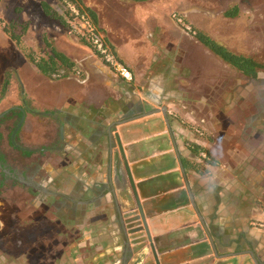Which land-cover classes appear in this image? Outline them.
I'll return each mask as SVG.
<instances>
[{
	"label": "crops",
	"instance_id": "0c3cea01",
	"mask_svg": "<svg viewBox=\"0 0 264 264\" xmlns=\"http://www.w3.org/2000/svg\"><path fill=\"white\" fill-rule=\"evenodd\" d=\"M119 1L109 18L102 7L97 14L132 80L96 50L74 49L70 36L58 45L46 33L43 47L47 37L74 65L61 78L44 74L27 55L35 51L27 37L65 28L41 17L39 0L16 2L15 11L24 8L9 20L11 0H0V23L31 21L21 43L2 23L0 49L14 42L51 90L30 114L45 119L36 125L47 133L22 147L33 152L29 164L8 172L0 153L5 176L20 174L31 194L32 215L21 221L30 243L11 264H264V68L235 74L232 87L230 74L215 73L218 61L231 65L174 18L195 17L196 5ZM258 2L264 14V0H239L236 14L247 17Z\"/></svg>",
	"mask_w": 264,
	"mask_h": 264
},
{
	"label": "rangeland",
	"instance_id": "374dc122",
	"mask_svg": "<svg viewBox=\"0 0 264 264\" xmlns=\"http://www.w3.org/2000/svg\"><path fill=\"white\" fill-rule=\"evenodd\" d=\"M75 1L85 10H90L89 12H94L97 15V26L99 29L102 28L105 32L106 30L98 18V9L102 7L108 17V12L111 7L113 8L112 3L115 4L116 8H120L119 6L122 5L119 0ZM186 1L196 5L198 13L195 17L193 16L190 18L174 16L182 32L203 31L209 33L211 32L212 34L214 33L213 36L217 38L219 42L221 41L220 43H228V45L232 47V50L235 52L244 51L251 56L264 60V14L258 15L257 12V9L263 6V4L261 5V2L251 6L248 5L250 13L246 14L247 17L242 18L237 14L234 16L227 14L228 10L235 7L238 8L237 2L239 0ZM16 2L20 3V0H11V2L7 5L9 9L5 15L8 20L11 17H13V19H15V17H20L19 13L24 7L22 8L19 6L15 11L14 4H16ZM43 2H46L56 8L58 12H60L59 14L66 18L65 20L66 22L68 21V23L64 24L59 19L48 16L44 11L42 5ZM23 3L25 2L23 1ZM38 4L42 10L41 17L46 19V17H43L46 15L47 17L60 22L66 32H58L55 27L54 30L50 32H36V30H33V32L29 33L27 41L33 43L32 45L35 48V52L39 55L44 54L42 41H39L43 33H46L51 40L53 39V36L58 37V45L63 44L62 41L66 36H70L71 40H76L75 42L79 43L74 46V49L76 48V50H78V46H80L82 50L86 49V51H90V48L91 50H95L87 36L75 31V26L76 24L78 25V20L74 18V24L71 23V17L67 13V9L69 8L68 5H63L61 0H39ZM103 13L104 12H102V14ZM27 22L30 25L31 21ZM0 26H3L2 23H0ZM243 28L245 29V32H247L246 46L241 44L239 40V32H244ZM54 40L56 41V39H53V41ZM240 45L243 47L240 48ZM16 46L17 45L14 42L7 41L5 46L0 49V117L3 112L11 107H15L20 111L25 109V113L23 114L0 121V153L5 156L4 167L8 172L14 171L13 169L17 170V168H22V166L29 164L31 161V157L25 155L22 152V149L17 147L30 148V144L33 145L31 142L32 137L35 139L37 144V141H39L37 137H43L47 133L46 129H41L39 127L40 125H36L41 119H34V121H32L34 118L32 116L34 115L30 114L34 113V111L38 109H36L37 106L45 107L48 104L46 98L51 94L50 88L45 84L46 79L39 74L40 72L33 65H31V62L26 57L25 53ZM136 47H138V44L132 49H135ZM218 62L219 65H215V73L230 74L232 77L229 84L233 87L238 82V76L235 74L240 73V71L232 66H228L222 61ZM14 72L18 74L17 76L19 77V80L14 79ZM6 81H8L7 85ZM215 83V85L219 84L216 86L217 89L223 87V81ZM4 87L6 88L5 92ZM10 88L11 92L9 90ZM59 88H62V86L59 85ZM7 90H9L8 93ZM32 93L33 95L34 93L38 95L41 102L38 101V104H33L32 98L30 97ZM36 99L37 98L35 97V100ZM44 120L45 119H42L41 122ZM18 125H20L21 130L14 136L13 141L12 134ZM38 127L41 130L37 129ZM19 175L20 174L18 173L15 174L16 178L11 180L13 178H7L3 173V169L0 167V257H5V262L2 258H0V263L5 264L13 263L14 259L17 258L16 254H18L22 245L24 243H30L31 238L30 233H27L28 235L24 237L21 228V221L32 215L30 205L31 194L28 190L23 189L30 187L24 182L21 183L18 177ZM28 227L29 229L31 228L30 225H28ZM34 251H36V248ZM28 260H31L30 256H28Z\"/></svg>",
	"mask_w": 264,
	"mask_h": 264
},
{
	"label": "trees",
	"instance_id": "16d2710c",
	"mask_svg": "<svg viewBox=\"0 0 264 264\" xmlns=\"http://www.w3.org/2000/svg\"><path fill=\"white\" fill-rule=\"evenodd\" d=\"M63 5L67 6L66 1L75 4L77 7H79L83 12L88 13L89 16H91L94 23L97 25V15L94 12H89L82 8L79 4L76 3L75 0H61ZM45 13L55 19H59L62 23L67 24L66 18L62 17L58 12V10L54 7H52L50 4L43 2L42 3ZM68 15L71 17V23L74 24L73 21L75 18V14L71 11L70 8L67 9ZM237 13V8H234L233 10L227 12L228 15H235ZM4 23V21H2ZM72 24V25H73ZM5 32H8L10 37L12 39L16 40L18 43L22 42V36L25 35V33L29 29V23L26 22H20L18 20H11L9 22H6L3 24ZM203 31H198L196 35L198 38L206 45L208 46L214 53L219 55L225 62L230 64L232 67L236 68L240 72L249 75V76H255L260 69L264 68V63L258 61L256 58H254L251 55H243V54H237L224 45L220 44L213 38H211L209 35L202 33ZM46 49V50H45ZM27 55L31 59L33 63L36 64V66L42 71L44 74L49 75L50 77H62L65 72L64 68L65 65L68 64L70 67H73V62L70 61L68 57H66L65 54H63L61 51H58L51 42L47 41V37H45V45H44V54L39 55L37 52L32 51L30 49H27ZM67 65V66H68ZM74 70H72L73 72ZM8 84V81H6V85ZM6 88L4 87V92ZM16 108H13L9 110V112H12V114H17ZM25 111L22 110L20 114H23ZM12 117V116H11ZM9 118L7 115L3 119ZM25 155L29 156L33 152L31 151H23Z\"/></svg>",
	"mask_w": 264,
	"mask_h": 264
},
{
	"label": "built area",
	"instance_id": "2783aa9c",
	"mask_svg": "<svg viewBox=\"0 0 264 264\" xmlns=\"http://www.w3.org/2000/svg\"><path fill=\"white\" fill-rule=\"evenodd\" d=\"M68 7L75 14V19L78 20V25L75 26V31L87 36L94 49L101 56L105 64H107L116 73L127 80L133 79V73L130 68L124 64L107 42L104 34L100 31L98 26L94 23L88 13L83 12L75 4L66 1ZM264 228V222L258 224Z\"/></svg>",
	"mask_w": 264,
	"mask_h": 264
},
{
	"label": "flooded vegetation",
	"instance_id": "af4514ba",
	"mask_svg": "<svg viewBox=\"0 0 264 264\" xmlns=\"http://www.w3.org/2000/svg\"><path fill=\"white\" fill-rule=\"evenodd\" d=\"M13 108H15V107H11L9 110H11V109H13ZM19 108H20V107H19ZM9 110H6L5 112L2 113V115H1V117H0V121H2L3 118H4L6 115H7L9 118H13V117L18 116L19 113H21L20 110L15 109V110H17V114H12V112H9ZM11 116H12V117H11ZM7 119H8V118H7ZM20 130H21L20 125H18V126L15 128V130L13 131V134H12V140H13V141H14V136H15ZM17 148L22 149V147H17ZM22 152H23V150H22ZM23 153H24V152H23Z\"/></svg>",
	"mask_w": 264,
	"mask_h": 264
}]
</instances>
